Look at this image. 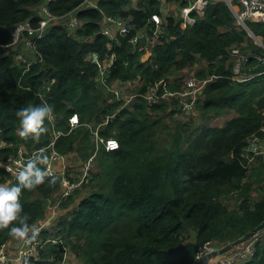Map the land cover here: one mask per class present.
Masks as SVG:
<instances>
[{
	"label": "trees",
	"instance_id": "1",
	"mask_svg": "<svg viewBox=\"0 0 264 264\" xmlns=\"http://www.w3.org/2000/svg\"><path fill=\"white\" fill-rule=\"evenodd\" d=\"M81 2L0 0V141L4 143L0 154L5 158L22 146L27 152L42 149L47 156L51 150L59 155L73 151L84 161L95 152L92 160L98 168L93 176L97 189L56 217L59 206L76 189L61 201L40 230V242L49 236L74 237L80 241L73 247L83 264H197L195 256L204 242L222 247L247 236L264 221V189L258 202L244 198L235 207L221 202L219 194L241 189L247 178L242 150L263 123L264 74L245 82L230 80L228 50L251 39L230 7L224 0H208L203 14L185 29L172 12L165 13L159 39L148 59L141 61V53L131 50L128 39L142 28L152 35L151 15L163 12L157 0H95V7ZM42 4L54 15L73 10L80 24L67 31L61 22L52 23L29 50L21 44L8 46L12 27L24 20L34 25ZM103 16L126 19L130 33L113 39L101 34ZM245 23L264 40V22ZM250 45L255 48L252 41ZM92 52L99 60L112 55L107 84L139 81L141 91L159 79L178 76L200 59L205 67L196 76H214L202 91L206 96L202 107L215 113L232 110L235 115L221 127L203 125L197 134L187 136L177 132L171 148L160 151L156 134L161 119L153 114L165 112L167 103L148 105L137 98L120 108L119 101L96 85L97 67L87 60ZM16 53L30 59L26 66L14 62ZM43 102L54 108L52 118L45 121L48 132L38 140L21 139L17 111ZM115 110L97 133L115 138L118 146L95 150L83 124L96 125ZM73 113L78 124L69 129L67 118ZM4 174L8 176L0 168V176ZM53 177L55 183L50 182ZM15 183V177H9L8 185ZM58 189V178L51 176L33 190L23 191L21 214L29 216V224L41 218L44 198ZM9 236L8 229L0 230V243ZM61 242H44L32 264H55L51 258H58ZM242 264H264V237Z\"/></svg>",
	"mask_w": 264,
	"mask_h": 264
},
{
	"label": "built area",
	"instance_id": "2",
	"mask_svg": "<svg viewBox=\"0 0 264 264\" xmlns=\"http://www.w3.org/2000/svg\"><path fill=\"white\" fill-rule=\"evenodd\" d=\"M157 6L162 10V14H152L150 21L154 23L152 35L146 33L145 29H138L134 34H131L128 39L130 48L133 51L141 53V61L148 59L152 45L159 39L158 30L161 27L163 15L171 13L180 20L179 25L181 29H185L188 25L194 23L196 16L203 14L204 8L208 0H157ZM226 2V0H224ZM229 7L235 16L236 22L244 30L248 36L253 40V46L248 45L241 49V47L232 46L228 50V56L233 60L231 64L230 80L233 82H245L255 77L264 74V40L261 36L255 35L246 25L245 21L264 22V0H227ZM81 5L95 7V0H82ZM37 20L32 25L28 20L18 22L12 27L10 35L11 42L8 46H16L21 44L25 50L32 49L33 42L38 39L44 30L55 22H61L67 31H73L78 27L80 21L77 19L75 12L72 10L62 15L51 14L45 4L38 7L36 11ZM100 33L113 39L116 34L125 36L130 33V27L126 19L120 17L103 16L101 20ZM257 37V38H255ZM21 42V43H20ZM17 45V46H18ZM7 46V45H6ZM146 55L145 58H143ZM15 63H22L23 66L28 64L26 56L20 53L14 54L12 57ZM87 60L94 63L97 67L95 80L98 81L103 88L104 94H109L112 99L119 101V107H127L133 103L137 98H141L148 105L154 103L166 102L167 104L174 105L176 112L183 114H191L196 108L198 98L202 95V91L207 82L214 76L201 79L195 74L178 75L176 77H168L159 79L153 83L148 84L143 91H138L136 87L140 82H125L118 85L107 84L105 79L107 77V68L111 64L112 55L107 58L99 60L97 55L92 52L87 55ZM99 78V79H97ZM125 88H129L131 92H126ZM116 110L104 116L102 121L96 125L92 123H84L85 128L90 133V140L93 143L95 150L102 148L104 151H111L117 148L118 142L115 138L109 136L103 138L98 135L97 130L103 127L107 122L111 121L114 117ZM78 124L76 114H71L67 118V125L69 129L74 128ZM247 146L250 148L249 153L243 157L246 159L245 168L248 170V165L251 162L261 160L264 164V119L262 125L259 127L258 132L252 134L248 141ZM51 144V143H50ZM244 147V148H245ZM42 149H35L27 152L20 146L13 155L5 158L0 154V168L8 173L11 178L16 177L19 171L30 158H34L37 154L41 153ZM251 154V155H250ZM95 155L93 152L82 163V173L77 180L72 181L65 175V169L69 163L63 162L64 155H59L53 150L50 151L48 157L50 160V173L51 176L58 178V191L55 193L54 202L50 204L49 211L44 217V220L38 224L40 230L48 225V221L54 217V211L58 204L65 200L75 189H77L83 180V176L90 162ZM243 155V154H242ZM250 155V156H249ZM58 160L60 164L57 165ZM10 169V171H9ZM53 200V198H51ZM50 202L49 198H45ZM30 235V234H29ZM264 237V229L253 234L241 248H233L224 257L215 264H236L237 262L248 259L253 255L254 244ZM45 239L40 242L38 236L35 241L28 243L26 240L21 241L15 251V260L18 264H32L38 258V248L42 246ZM58 242V241H57ZM220 247L215 246L212 242H204L198 247L195 259L200 260L203 257L213 254ZM12 259L6 252V245L4 242L0 243V264H9Z\"/></svg>",
	"mask_w": 264,
	"mask_h": 264
},
{
	"label": "rangeland",
	"instance_id": "3",
	"mask_svg": "<svg viewBox=\"0 0 264 264\" xmlns=\"http://www.w3.org/2000/svg\"><path fill=\"white\" fill-rule=\"evenodd\" d=\"M251 41L253 42L252 39L246 40L237 47H241V49L244 50L246 46L251 44ZM145 57L146 55L143 58ZM226 62L229 65H231L233 63V60L229 56H227ZM204 67H205L204 61L197 59L194 65L186 67L183 71L179 72L178 75H190V74L197 75V72L202 70ZM95 83L98 87L100 86L98 81L95 80ZM122 84L124 85V83ZM140 87L141 85L136 87V89L138 91H141ZM100 89L102 90V87ZM128 89L129 88H125L126 92H131V90ZM205 97L206 96L204 94L198 98V100L200 99L199 103L197 101L198 105L191 114H183L180 112L171 113L170 111L175 108L174 105L172 104H167L165 112L164 111L154 112L153 114L154 118L161 119V123L157 129V134H156V148L158 150L163 151L165 149L171 148L172 142L176 137L177 132H181L182 133L181 136H187L192 133L197 134L203 125H209V127H221L222 125H224V123H226L235 115V112L232 110H224L220 113H215L211 109H204L202 107V102ZM3 145L4 143L0 141V149L2 148ZM249 150H250L249 146L243 148L242 150L243 156L245 154H248ZM60 161L61 160H58L57 165L60 164ZM63 162H65L66 164L69 163L68 167L65 169L66 172L65 175L68 176V178L72 181L77 180V178L82 173V163L84 161L80 160L78 158V155L75 152L71 151L68 154L64 155ZM95 169H96L95 163H93V160H91L90 165L87 168L85 175L83 176L81 185L73 192L69 200H67L63 206H59L57 212L58 211L60 212L62 210L64 211L68 209L70 206L73 207L77 202L78 198L97 189L96 178H94L93 176H95L94 175L95 173L98 174V168L97 170ZM247 171H248L247 178L245 179V181L241 182L240 184L241 189L232 190L230 192L224 191L220 193L219 199L221 202H223L226 205H229V207H235L244 198H246L251 203L258 202L261 199L262 189H264V164L262 163L261 160H258L257 162L253 161L249 163ZM9 176H10L9 174L7 177L5 176V174L3 176H0V184H8ZM245 183H248L250 185ZM242 192L243 195L241 196ZM44 201L46 203L45 205L47 206V207L44 206V210L45 212H47L48 208L50 207L49 205L50 202H47L45 198ZM55 213L56 210L54 211V215ZM56 222L57 219L55 218L54 224H56ZM48 241H50V244H53L57 241H62L61 242L62 250L58 252L59 253L58 258L56 259L51 258L53 262L56 261L55 264H83L81 257L78 255L79 253L77 252L76 247H73L75 245H79L80 241H78L74 237L61 240L59 235H57V237L49 236Z\"/></svg>",
	"mask_w": 264,
	"mask_h": 264
},
{
	"label": "clouds",
	"instance_id": "4",
	"mask_svg": "<svg viewBox=\"0 0 264 264\" xmlns=\"http://www.w3.org/2000/svg\"><path fill=\"white\" fill-rule=\"evenodd\" d=\"M53 111V106L47 102L35 106L29 104L17 111L20 138L38 140L47 133L45 121L52 118ZM50 175L49 157L41 152L20 167L16 173L15 184H0V230L8 229L11 237L26 240L28 243L36 240L40 228L36 223H28L30 219L28 215L21 214L20 197L23 191H31L43 184ZM50 182L55 183V178L53 177Z\"/></svg>",
	"mask_w": 264,
	"mask_h": 264
},
{
	"label": "crops",
	"instance_id": "5",
	"mask_svg": "<svg viewBox=\"0 0 264 264\" xmlns=\"http://www.w3.org/2000/svg\"><path fill=\"white\" fill-rule=\"evenodd\" d=\"M150 54H151V52H148V55L150 56ZM54 195H55V193H51V194H49L46 198H49L50 200H51V198H54ZM51 202V201H50ZM49 206V205H48ZM47 207V206H46ZM72 206H70L68 209H66V210H62V211H58L57 213V216H61V215H63L64 213H67L69 210H70V208H71ZM48 211H49V208H48V210H47V212H45V210H44V212H43V215L41 216V218H39L35 223L38 225V224H40L43 220H44V217L46 216L45 214H47L48 213ZM56 214V213H55ZM65 215V214H64ZM19 242H20V240H18V239H15V238H13V237H11V236H9L7 239H6V241L4 242L5 243V245H6V252H7V254H8V256L12 259L11 261H10V263L9 264H18V261L17 260H15L14 258H15V251H16V249H17V247H18V244H19ZM244 246V245H243ZM239 248H241V247H239ZM238 249V248H237ZM224 255L225 254H217V255H213V256H208V257H203L202 259H200V260H197V264H215L216 262H218L220 259H222L223 257H224ZM245 260H247V259H243V260H241V261H239V262H237L236 264H242V262H244Z\"/></svg>",
	"mask_w": 264,
	"mask_h": 264
},
{
	"label": "water",
	"instance_id": "6",
	"mask_svg": "<svg viewBox=\"0 0 264 264\" xmlns=\"http://www.w3.org/2000/svg\"><path fill=\"white\" fill-rule=\"evenodd\" d=\"M226 3L227 5L229 6V2L226 0ZM257 38V37H255ZM264 229V221L261 222L260 224H258L256 227H254L251 232L245 236L244 238H241V239H238V240H235V241H232L222 247H220L216 252H214L213 254H211V256L213 255H217V254H225L227 253L228 251H230L231 249L235 248L236 246H238L239 244L247 241L253 234L257 233L258 231ZM210 256V255H208ZM206 256V257H208Z\"/></svg>",
	"mask_w": 264,
	"mask_h": 264
}]
</instances>
